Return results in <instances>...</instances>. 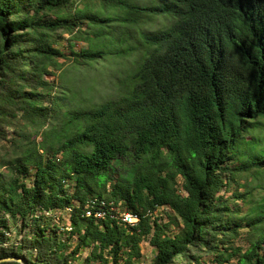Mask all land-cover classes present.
I'll use <instances>...</instances> for the list:
<instances>
[{
  "label": "trees",
  "instance_id": "1",
  "mask_svg": "<svg viewBox=\"0 0 264 264\" xmlns=\"http://www.w3.org/2000/svg\"><path fill=\"white\" fill-rule=\"evenodd\" d=\"M2 165L0 258L264 264V0H0Z\"/></svg>",
  "mask_w": 264,
  "mask_h": 264
},
{
  "label": "rangeland",
  "instance_id": "2",
  "mask_svg": "<svg viewBox=\"0 0 264 264\" xmlns=\"http://www.w3.org/2000/svg\"><path fill=\"white\" fill-rule=\"evenodd\" d=\"M64 37H67L66 34H64ZM58 47L60 48H63V51L68 53V46L66 47V42L65 40H60V43L57 44ZM85 45L84 42L82 41H74L72 46H73V49L77 50L80 46H83ZM69 66V62H64V65L62 66V68L64 67H67ZM11 131V130H9ZM4 145H6V148H9V142L7 141H4V139L1 140ZM2 151V150H1ZM0 172L1 173H7V168L5 166H0ZM238 183H241V182H245L247 183V185L251 184V185H254L256 184H259V185H264V172L262 173H259V175L257 177H254L252 176L250 173H245L243 174L241 177L238 178ZM177 185L179 187V190L180 192H182V189H181V178L178 177L177 178ZM232 187L233 188H236L237 191H242L244 186L243 185H237L235 183H232ZM220 193H223V191H220ZM224 195H231V189H228L226 192H224ZM257 196V195H256ZM255 196V197H256ZM242 201L241 200H236V203L240 204ZM55 215H59L60 214V218L59 219H56V222L61 226V225H69L68 222V214L67 212H59V211H54ZM156 215H157V218L160 222H165L167 221L168 219V215L167 213H170V211L168 210H163V209H158L157 211H155ZM172 226H170L169 228H167V232H171L172 230ZM246 227H244L242 230H241V234H240V237L238 238L237 242L239 244H241L242 246H245L246 245V240L243 238L245 237V231H246ZM13 237V235H12ZM148 237V236H147ZM144 238L141 242H140V245H141V252H142V256H141V261L142 262H145V264H150L152 258H153V255H154V249L153 247L148 243V238ZM76 241V238L75 236H73L70 240V242L72 243V245H74ZM236 242V243H237ZM70 247L67 248V250H69ZM88 249L89 248H85L83 249L82 251H80V254H78V256L76 257V259L72 262V264H81L82 263V260L84 258V256L86 255V253H88ZM203 260H204V263L203 264H216L214 261H211L209 256H203ZM92 264V263H91Z\"/></svg>",
  "mask_w": 264,
  "mask_h": 264
},
{
  "label": "built area",
  "instance_id": "3",
  "mask_svg": "<svg viewBox=\"0 0 264 264\" xmlns=\"http://www.w3.org/2000/svg\"><path fill=\"white\" fill-rule=\"evenodd\" d=\"M101 205H103V203H101ZM104 209L99 207L97 210L92 211L91 209H86L85 210V214L86 215H90L91 213L94 214V216L96 217H102L104 215ZM121 218L129 223H134L137 220V217L127 211H122L120 212Z\"/></svg>",
  "mask_w": 264,
  "mask_h": 264
},
{
  "label": "water",
  "instance_id": "4",
  "mask_svg": "<svg viewBox=\"0 0 264 264\" xmlns=\"http://www.w3.org/2000/svg\"><path fill=\"white\" fill-rule=\"evenodd\" d=\"M9 260H14L19 262L20 264H26L25 263V258L23 256L19 257H6V258H0V261H9Z\"/></svg>",
  "mask_w": 264,
  "mask_h": 264
}]
</instances>
